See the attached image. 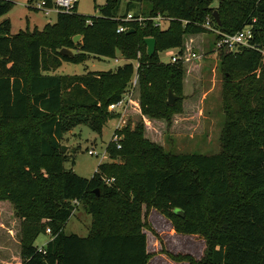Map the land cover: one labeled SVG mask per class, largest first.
<instances>
[{"label": "trees", "instance_id": "1", "mask_svg": "<svg viewBox=\"0 0 264 264\" xmlns=\"http://www.w3.org/2000/svg\"><path fill=\"white\" fill-rule=\"evenodd\" d=\"M144 1L148 5L140 22L125 19L133 6L120 12L122 0H105L98 16L79 14L77 2L43 29L27 26L12 33L9 19L0 22V211L11 208L20 218L22 264H150L140 221L144 203L166 212L177 231L204 236L201 259L180 255L189 264H264V65L258 49L264 50V0H218L217 6L213 0ZM14 4L0 0V18ZM159 15L170 17L169 24L157 25ZM208 19L225 34L244 28L253 33L254 48L219 47L227 78L251 73L242 87L231 85L225 93L229 106L222 150L169 154L148 137L141 122L120 131L121 148L109 142L112 161L98 165L91 178L67 169L68 155L62 151L67 129L87 124L101 133L116 117L109 106L124 98L135 72L142 114L172 126L184 112L181 58L187 37L211 32L216 43L222 38L204 26ZM121 26L126 31L118 32ZM76 35H81L77 42ZM148 37L156 39L152 56ZM63 48L75 54L64 55ZM171 48L181 49L178 60L163 62L160 51ZM118 50L138 59L136 71L129 62L79 75L45 73L61 60L116 58ZM47 51L55 56L53 63L46 60ZM170 89L179 96L173 105L167 104ZM120 157L123 162H117ZM75 200L92 215L87 236L65 232ZM47 232L51 239L39 248L36 240Z\"/></svg>", "mask_w": 264, "mask_h": 264}, {"label": "rangeland", "instance_id": "2", "mask_svg": "<svg viewBox=\"0 0 264 264\" xmlns=\"http://www.w3.org/2000/svg\"><path fill=\"white\" fill-rule=\"evenodd\" d=\"M13 1L15 2L13 8L0 18V22L4 19L11 21L12 33H17L27 26L30 29L35 27L43 29L46 24H53L57 20L58 11L54 7L48 14L39 7L42 0ZM104 3L105 0H79L77 12L86 16H98L100 7ZM212 3L213 6H217L219 1L213 0ZM127 5L133 6L130 13L138 15L136 18L139 19L144 17L142 12L148 3L144 0H122L120 12H125ZM159 18L163 26L168 25L171 20L170 17L163 15H159ZM216 41L215 33L211 32L187 37L184 55L181 58L185 60L186 69L184 112L174 117L171 127L165 120L152 119L142 114L139 93L134 88V82L136 83L137 80L135 72L124 93L125 108L110 109L109 107V111L116 117L107 120L101 133L93 131L87 124H75L76 126L67 129L62 139V146H66V150L62 148V151L68 155L65 167L73 169L82 177L91 178L97 171L98 165L112 161L106 147L112 139L114 141L113 135L118 134L121 140L123 138L119 134L121 130L126 126L134 128L141 122L145 125L148 137L162 145L164 151L169 154L196 152L211 155L220 152L223 129L228 119L226 110L229 104L224 98L225 93L231 85L242 87V82H245L251 73L236 72L231 79L227 78L226 68L221 60L223 50L219 49ZM258 49L262 52L264 65V50ZM180 50L179 48L166 49L160 51L159 55L163 62L168 63L173 56H180ZM47 52L46 60H49V64L53 63L55 56ZM140 55L141 52L138 53V57ZM129 62L133 63L136 71L139 66L138 59H127L118 50L116 58L88 55L86 60L78 63L61 60L59 67L51 68L45 73L79 75L88 71L115 70L118 66ZM133 91H135L134 94H131ZM90 149H94L97 154L90 155ZM123 160L120 157L117 162H123ZM74 203L75 209L66 224L65 232L87 236L91 229L92 215L84 202L74 201ZM140 221L147 235L150 264H189V261L181 258L180 255L191 254L197 259L204 256L206 249L204 236L177 231L174 220L163 210L148 207L144 203ZM20 230L21 221L13 209L2 208L0 211V264H22ZM50 239L49 232L42 233L37 238L36 245L43 248Z\"/></svg>", "mask_w": 264, "mask_h": 264}, {"label": "built area", "instance_id": "3", "mask_svg": "<svg viewBox=\"0 0 264 264\" xmlns=\"http://www.w3.org/2000/svg\"><path fill=\"white\" fill-rule=\"evenodd\" d=\"M79 0H55L54 5L52 7L48 6L46 4L45 0H42L41 3L39 4V7L41 9H44L46 13H50L52 8L54 7L58 12H69L73 9L74 5L78 2ZM126 20L132 21L136 20L137 18L134 17L133 14L129 13L127 17L125 18ZM140 19V20H139ZM137 20L142 21L144 18L141 17ZM156 23L157 25H161L162 22H160L159 16L156 18ZM206 28L214 30L216 33L221 34L222 38L218 41L217 45L218 47H227L229 50L232 51H238L240 46H250V41L253 38V33L250 28H244L243 30L235 33V34H225L222 33L220 30L215 29L212 24L210 23V19L207 20V22L204 25ZM126 27L121 26L118 28V32H124L126 31ZM178 56H173L172 57V62H176L178 60ZM135 85V82H134ZM126 106V98L124 97L121 101L117 103L111 104L109 107L110 109H115L117 107H122L125 108ZM114 140L117 142V147L121 148V144L119 143V135L114 134ZM90 155L97 154V152L94 149L89 150ZM108 181H111L109 179ZM77 201V200H75ZM78 202V201H77Z\"/></svg>", "mask_w": 264, "mask_h": 264}, {"label": "water", "instance_id": "4", "mask_svg": "<svg viewBox=\"0 0 264 264\" xmlns=\"http://www.w3.org/2000/svg\"><path fill=\"white\" fill-rule=\"evenodd\" d=\"M214 16H215V19L218 23H220V16H219V13L218 11H214ZM131 32V31H129ZM81 38L80 35L76 36L74 38V41H79V39ZM145 43L147 45V53L149 56H152L155 52H156V39L153 38V37H148V38H145ZM61 53L64 54V55H68V56H73L75 53L72 49H69V48H63L61 50ZM179 99V96L176 95L172 89L169 90L168 92V99H167V104L168 105H173L177 102V100ZM63 150L65 151L66 150V146H62ZM178 214H180L181 216H184V212L183 211H178Z\"/></svg>", "mask_w": 264, "mask_h": 264}]
</instances>
